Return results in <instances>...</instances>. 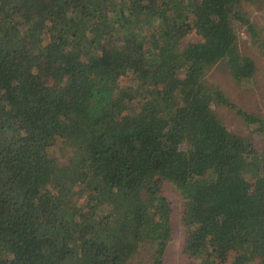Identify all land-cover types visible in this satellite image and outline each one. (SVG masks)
Masks as SVG:
<instances>
[{
	"label": "trees",
	"instance_id": "16d2710c",
	"mask_svg": "<svg viewBox=\"0 0 264 264\" xmlns=\"http://www.w3.org/2000/svg\"><path fill=\"white\" fill-rule=\"evenodd\" d=\"M262 9L0 0V264H130L147 247L141 264H163L164 181L183 198V254L264 264V149L252 137L264 135V116L204 81L214 66L237 84L254 77L238 28L258 43ZM215 105L249 134L230 130Z\"/></svg>",
	"mask_w": 264,
	"mask_h": 264
},
{
	"label": "rangeland",
	"instance_id": "374dc122",
	"mask_svg": "<svg viewBox=\"0 0 264 264\" xmlns=\"http://www.w3.org/2000/svg\"><path fill=\"white\" fill-rule=\"evenodd\" d=\"M253 20L257 23V37L259 42H254L250 34L244 27L238 28V48L241 52L251 56L256 63L257 70L254 77L243 84H237L230 79L223 68L214 66L204 76L206 84L218 85L227 97L238 107L252 112L260 116H264V56L261 42L264 41V9L253 12ZM190 35L187 40H195L196 37ZM119 78L118 82H121ZM214 110L221 118L223 123L233 132L237 134H249V128L242 122L241 118L236 115L233 109L222 105H215ZM255 145L258 149H264V135L252 134ZM55 150L56 155H65L58 146L52 149ZM162 193L172 204V236L169 242L163 264H197V260L187 257L182 252V241L184 237V230L181 224V210L183 209V198L176 187L169 181H164L162 186ZM152 248L148 247L140 253V256L134 257L130 264H141L151 254ZM258 260L259 258L256 257Z\"/></svg>",
	"mask_w": 264,
	"mask_h": 264
}]
</instances>
